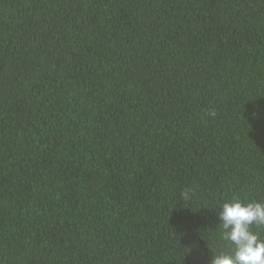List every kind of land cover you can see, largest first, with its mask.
Returning a JSON list of instances; mask_svg holds the SVG:
<instances>
[{
    "label": "trees",
    "instance_id": "trees-1",
    "mask_svg": "<svg viewBox=\"0 0 264 264\" xmlns=\"http://www.w3.org/2000/svg\"><path fill=\"white\" fill-rule=\"evenodd\" d=\"M233 197L264 202V0H0V264H209Z\"/></svg>",
    "mask_w": 264,
    "mask_h": 264
},
{
    "label": "clouds",
    "instance_id": "clouds-1",
    "mask_svg": "<svg viewBox=\"0 0 264 264\" xmlns=\"http://www.w3.org/2000/svg\"><path fill=\"white\" fill-rule=\"evenodd\" d=\"M191 191L182 192L185 200ZM217 221L216 230L227 250H211L209 264H264V239L253 231V226L264 228V202H244L233 197L219 206Z\"/></svg>",
    "mask_w": 264,
    "mask_h": 264
}]
</instances>
